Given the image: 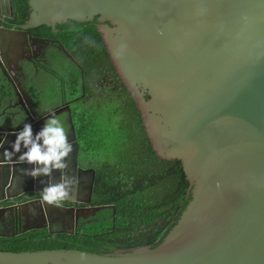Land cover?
Instances as JSON below:
<instances>
[{
	"label": "water",
	"instance_id": "1",
	"mask_svg": "<svg viewBox=\"0 0 264 264\" xmlns=\"http://www.w3.org/2000/svg\"><path fill=\"white\" fill-rule=\"evenodd\" d=\"M29 4L24 29L96 17L109 23L98 30L110 59L139 99L155 153L181 161L192 200L156 248L104 255L0 250V264H264V0ZM20 120L15 114L0 127V192L6 193L1 201L26 192L8 191L32 167L19 162V153L11 160L3 155L22 128ZM69 211L75 210L62 207L51 214Z\"/></svg>",
	"mask_w": 264,
	"mask_h": 264
},
{
	"label": "flooded vegetation",
	"instance_id": "2",
	"mask_svg": "<svg viewBox=\"0 0 264 264\" xmlns=\"http://www.w3.org/2000/svg\"><path fill=\"white\" fill-rule=\"evenodd\" d=\"M19 10L17 0H0V127L11 116L20 114L21 120L17 125L23 127L31 123L35 133L54 113L64 124L73 145L67 158L66 174L75 177L77 183L71 198L57 206L42 203L40 192L47 183L59 182L61 171H53L50 177L41 176L35 180L26 174L17 178L8 192L12 195L22 190L26 192L14 200L2 201L6 193L0 192V235H6L0 238H15L27 229H30L28 232L47 231L50 235L76 234L80 226L105 222L100 217L103 216L102 211L109 208L112 209L114 227L116 207L101 205L95 198L97 178L101 176V170L123 176L125 163L120 162L118 168L113 169L112 159L102 161L95 155L94 129L103 114H111L119 119L117 134H122L124 121H127L132 130L133 144L140 143V135L136 136L135 131L141 134L140 122L144 129L145 125L139 110V99L117 71L102 72L100 69L88 75L85 73L83 64L62 39L69 33H65L61 25L72 21L55 27L43 25L24 29L31 14L29 0L27 15L22 17ZM77 23H90L97 30L98 26L109 24L101 22L98 17L90 22ZM138 90L144 100H149L148 91L143 87ZM134 149L133 145L131 153L126 150V155H120L119 160L127 161L120 158L129 156L128 160L132 163ZM27 168L30 169V166ZM62 207L75 211L51 214ZM6 208L8 210H1ZM105 214L109 216V212Z\"/></svg>",
	"mask_w": 264,
	"mask_h": 264
},
{
	"label": "trees",
	"instance_id": "3",
	"mask_svg": "<svg viewBox=\"0 0 264 264\" xmlns=\"http://www.w3.org/2000/svg\"><path fill=\"white\" fill-rule=\"evenodd\" d=\"M17 1L20 3V15L26 16L28 0ZM61 28L69 33L62 39L83 64L87 75L100 69L102 72L116 71L102 35L95 26L90 23L80 25L72 21L61 25ZM140 126L141 134L138 130L135 133L136 136L140 135L141 142L133 144L135 149L132 152V163L128 160L129 156L120 158L127 161L119 160L125 163L126 171H123V176L113 171L107 173L101 170V176L97 178L95 198L101 205L116 207V231L113 225L101 233H89L87 226H80L77 233L72 235H50L47 231H31L11 239L0 238V250L30 252L68 249L104 255L140 246L158 247L179 222L192 200V194H189L190 183L181 161L159 158L141 122ZM121 146L124 151L128 148L125 140L121 141ZM152 191H160V198L155 200V204L147 205L137 200L138 195L143 196ZM102 212L100 220L105 221L103 224L113 221L112 209ZM106 212H109L108 217Z\"/></svg>",
	"mask_w": 264,
	"mask_h": 264
},
{
	"label": "clouds",
	"instance_id": "4",
	"mask_svg": "<svg viewBox=\"0 0 264 264\" xmlns=\"http://www.w3.org/2000/svg\"><path fill=\"white\" fill-rule=\"evenodd\" d=\"M14 135L11 150L5 149L3 153L6 160H11L15 153H19V162L32 165L26 170V175L34 180L41 176L50 177L53 171L62 172L59 182H49L42 188V203L59 206L71 198L77 180L67 175L66 170L73 145L61 119L53 113L35 133L32 124L26 123ZM22 147L24 151L21 152Z\"/></svg>",
	"mask_w": 264,
	"mask_h": 264
},
{
	"label": "rangeland",
	"instance_id": "5",
	"mask_svg": "<svg viewBox=\"0 0 264 264\" xmlns=\"http://www.w3.org/2000/svg\"><path fill=\"white\" fill-rule=\"evenodd\" d=\"M112 109L111 106L109 107ZM105 112V110H104ZM119 119L111 114H103L100 118L99 122L95 126V136H94V150L95 155H97L102 161L107 159H112L111 162L114 164V168H118L119 165V157L123 154L126 155L123 147L121 146V141L126 140V145L128 146L127 151L131 153V149L133 148V138H132V130L128 127L127 121H124V127L122 128V134H117V129L119 127L118 123ZM138 147V146H137ZM146 170L148 167L146 166ZM120 173V171H117ZM160 191H152V193H147L146 195H138L136 198L139 202L147 205H153L160 198ZM144 198L142 199L141 198ZM113 225V221H109L108 224H103L102 222H92L88 223L87 232L89 233H101L111 228Z\"/></svg>",
	"mask_w": 264,
	"mask_h": 264
}]
</instances>
